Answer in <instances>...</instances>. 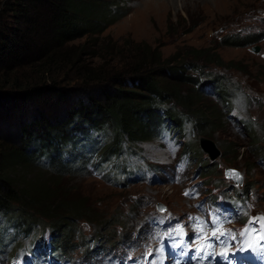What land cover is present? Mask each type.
<instances>
[{"label":"rangeland","instance_id":"374dc122","mask_svg":"<svg viewBox=\"0 0 264 264\" xmlns=\"http://www.w3.org/2000/svg\"><path fill=\"white\" fill-rule=\"evenodd\" d=\"M109 7L113 8L112 13L120 12L116 19L106 23L99 32L84 34L65 42L67 53L70 52L77 63L65 64L64 68L56 69L41 67L40 60H37L40 57L37 51L41 47V37L52 27L50 2L43 0L28 3L27 10L37 17L38 26L26 30L25 24L21 23L24 35L14 38L15 45L11 49L16 53L9 49L5 56L0 57V84L5 86L1 89H6L4 93L12 94L18 100L24 94L23 101L0 100V141L17 145L20 126L17 119L37 118L38 112L43 111L53 123L65 116L77 99L87 102L88 92H95L98 98H103L102 90L109 89L111 81L79 90L82 87L78 85L76 71L81 70L83 65L104 69L126 68L128 63L125 61L128 58H123L117 47L123 43L128 48V44H131L129 42L138 40L159 46L164 56L178 50H189L190 47H209V53L217 54L221 62L214 58L199 59L193 62L198 63V66L187 64L185 68L188 74L197 77L191 83L197 92L195 98L199 96L200 100H209L218 114L213 131L202 130L194 112V119L189 125L186 122L175 124L168 112H164V105L159 112L155 110L154 113L140 115L137 118L140 120V124L136 125L137 131L131 132L120 123L112 125V129L111 126H92L76 130L75 137L66 139L62 145L76 152L77 170L82 167L80 174L70 173L69 176L58 171L52 172L54 169L40 166L34 159L33 164L40 168L32 166V169L25 170L26 166L19 165V174L25 179L39 177V173L59 176L65 184L72 186L71 196L75 198L70 197L64 201L79 203L85 198L86 213L76 216L84 218L81 221L84 224L77 233L82 230L88 233L99 230V216L105 217L114 209L122 214L118 222L127 221L130 227H141L139 232L147 236H163V225L167 218L163 217V210L155 209L154 201L162 200L175 211L190 206L191 201L181 195L179 187L185 180L170 183L168 178L186 176L200 161L207 162L206 154L199 150L196 142L198 134L213 139L220 148L221 153L213 160L216 163L228 165L230 160L243 171H246L248 164H252L250 171L247 167L248 178L260 189L264 179V162L259 160L264 149L258 147L259 144L264 146V37L254 43L246 38L255 31L264 35V0H112ZM1 8L0 3V28L7 31L6 28L16 22L11 11L1 12ZM94 36L98 37L94 39ZM254 44L259 45L258 51L251 49ZM41 68H46L45 73L40 71ZM29 88L34 90L24 91ZM64 93H67L65 97ZM248 94L251 102L255 103L252 106L246 103ZM196 101L192 107L198 105L200 108V103ZM233 105L235 113L231 116L229 108ZM180 114L184 118L187 116L183 111ZM241 118H256V123H242L241 126ZM164 122L169 127L172 124L174 128H164ZM177 127L188 133L189 140L185 145L188 156L185 151L178 152L165 163L161 171L155 172L150 163L161 159L164 150L172 151L170 146L175 145L172 136L179 134ZM60 137L63 138L62 134ZM254 139L256 146L252 144ZM176 141L177 144L179 140ZM229 141L234 144L233 148H230ZM148 143L151 148L146 147ZM128 151L135 160L131 173L126 170L127 163L132 162V158L127 155ZM234 152H237L236 156ZM69 164V160L64 158L56 160L58 168H66ZM13 179L19 181L20 177L13 176ZM136 198V203L130 206L129 202ZM256 204L257 208L264 210V198L256 200ZM52 225L54 228L58 226L55 222ZM94 241L92 239L89 242ZM46 251L35 264H74L72 260L57 263L52 259L49 249ZM90 258L87 262L93 260L94 263L89 264H100L97 251Z\"/></svg>","mask_w":264,"mask_h":264},{"label":"trees","instance_id":"16d2710c","mask_svg":"<svg viewBox=\"0 0 264 264\" xmlns=\"http://www.w3.org/2000/svg\"><path fill=\"white\" fill-rule=\"evenodd\" d=\"M40 1L43 0H0L1 12L11 11L17 23L6 28L7 31L0 28V57L5 56L9 49L16 53L11 49L15 45L14 38L24 35L25 30L21 23L25 24L26 30L38 26L37 17L31 15L27 7L28 3ZM49 2L52 27L41 37V47L37 51L40 53L37 60H40L41 67L62 69L65 64H76V59L65 49V42L84 34L101 31L106 23H111L120 13H112L113 8L109 7V2L112 0H49ZM258 35L259 32H256L246 39L253 43L257 41ZM97 37L94 36V39ZM129 43L131 44H128V48L123 43L117 47L123 58H128V61H125L128 67L104 69L83 65L81 70L76 71V78H79L78 85L82 87L79 90L110 80V90L106 88L102 90L103 98H98L95 92H88L87 102L77 99L67 110L66 115L53 123L43 111L38 112L37 118L17 119L20 124L17 145L0 141V208H17L19 214L15 212L12 214L17 217L19 225L26 227L30 220L45 217L59 226L71 222L77 215L86 213L85 198L79 203L64 201L70 197L75 198L71 196L72 186L65 184L59 176L39 173V177L25 179L19 174L20 169L17 168L19 165L26 166L25 170L39 168L33 164L32 155H35V152L30 145L38 147L56 145L62 139L74 136L79 128L90 126L106 127L120 123L131 132L137 131L136 125L140 124L137 118L140 115L154 113L155 110L159 112L164 105H166L164 111L168 112L174 121L178 120L179 111L194 112L198 116V124L202 130L213 131L218 114L209 100H200L199 96L198 99L195 98L197 92L192 88L191 83L197 77L188 74L185 68L187 64L198 66V63L193 62L199 59L214 58L221 62L217 54L209 53L207 49L209 47H190L192 51L189 48L183 52L178 50L164 56L159 46H152L147 41L138 40ZM117 59L119 60L118 56ZM45 70L46 68L40 69L44 73ZM3 87L5 86L0 84V100L23 101L24 94L18 100L14 95L4 93L7 90L1 89ZM32 90L34 88L24 91ZM66 94L64 93V97ZM196 100L200 103V108L197 107L198 105L192 107ZM206 109L210 112H206ZM11 136L13 137L14 134ZM229 144H231L230 148H233L234 144L230 141ZM227 147L229 149V145ZM234 153L233 155L236 156L237 152ZM248 167H252V164H248ZM13 176L20 177V180L15 181ZM99 218L100 223L105 227L113 223L108 215ZM63 231L69 233L67 230ZM56 243L63 246L69 244L65 240H57Z\"/></svg>","mask_w":264,"mask_h":264},{"label":"snow or ice","instance_id":"6c2138e0","mask_svg":"<svg viewBox=\"0 0 264 264\" xmlns=\"http://www.w3.org/2000/svg\"><path fill=\"white\" fill-rule=\"evenodd\" d=\"M232 172H233V174H234V177H235L237 180L241 179V177L239 176L238 173L235 172V170H232ZM202 227H203V226H201V230H202ZM175 232H176L177 234H183V230H182V229H177V230H175ZM223 234H227V233H223ZM242 234H243V233H242ZM168 235L171 236L172 233H168ZM213 237H214L215 239H217V240L220 239V237L217 236L215 230L213 231ZM233 238H235V237H233ZM205 239L208 240V241H210L212 238H205ZM183 243H184L183 240H181V241H180V244H183ZM173 246H174V247H179V244H174ZM211 246H212V245H211V243L209 242V243L207 244V247H211ZM203 247H205V246L202 245L201 247H198V248L196 249V253H197V254H200V252H201V250H202ZM239 250H240V251H243L244 249L241 248V249H239ZM205 254H207V253H205ZM222 255H224L225 258H227V256H226V251H225V253H222ZM193 258H195V257H193Z\"/></svg>","mask_w":264,"mask_h":264},{"label":"bare ground","instance_id":"6f19581e","mask_svg":"<svg viewBox=\"0 0 264 264\" xmlns=\"http://www.w3.org/2000/svg\"><path fill=\"white\" fill-rule=\"evenodd\" d=\"M174 126L169 127L170 130H172ZM178 132L180 133V129L177 127ZM53 226V225H52ZM54 227V226H53ZM150 253H148L149 255ZM148 264H157L156 262L148 263ZM189 264H216L215 261L212 259V257L208 254H202L201 257H197L195 259H192L189 261Z\"/></svg>","mask_w":264,"mask_h":264},{"label":"water","instance_id":"95a60500","mask_svg":"<svg viewBox=\"0 0 264 264\" xmlns=\"http://www.w3.org/2000/svg\"><path fill=\"white\" fill-rule=\"evenodd\" d=\"M254 49L258 50V46L257 45L254 46ZM201 145L203 146V148L205 150L208 151L209 156L214 157L217 155L218 149H217L215 142L213 140H211L209 138H203V139H201Z\"/></svg>","mask_w":264,"mask_h":264}]
</instances>
